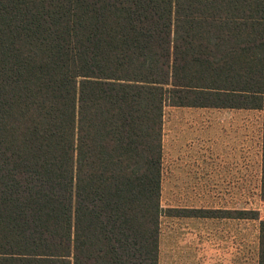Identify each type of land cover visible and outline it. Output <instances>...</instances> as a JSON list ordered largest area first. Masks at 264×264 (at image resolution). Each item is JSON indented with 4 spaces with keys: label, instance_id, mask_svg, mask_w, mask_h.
Here are the masks:
<instances>
[{
    "label": "trees",
    "instance_id": "trees-1",
    "mask_svg": "<svg viewBox=\"0 0 264 264\" xmlns=\"http://www.w3.org/2000/svg\"><path fill=\"white\" fill-rule=\"evenodd\" d=\"M166 104L259 111L264 0H0V264H158Z\"/></svg>",
    "mask_w": 264,
    "mask_h": 264
},
{
    "label": "rangeland",
    "instance_id": "rangeland-1",
    "mask_svg": "<svg viewBox=\"0 0 264 264\" xmlns=\"http://www.w3.org/2000/svg\"><path fill=\"white\" fill-rule=\"evenodd\" d=\"M211 113L204 116L218 118L219 147L217 153L212 151L217 165H212L208 181H203L201 188H163L161 205L257 209L264 219V201L259 197L261 113L241 109ZM177 217L180 216L161 218L158 264H257L258 220L202 217L192 222Z\"/></svg>",
    "mask_w": 264,
    "mask_h": 264
},
{
    "label": "crops",
    "instance_id": "crops-1",
    "mask_svg": "<svg viewBox=\"0 0 264 264\" xmlns=\"http://www.w3.org/2000/svg\"><path fill=\"white\" fill-rule=\"evenodd\" d=\"M223 108L166 104L162 121V177L161 188L197 189L207 180L218 152V118L204 116ZM230 110V109H229ZM218 155V154H217ZM219 157V156H218ZM214 158V159H213ZM213 159V160H212ZM217 161V162H216ZM172 208H197L169 206ZM183 221L202 217H177ZM161 239V236H160Z\"/></svg>",
    "mask_w": 264,
    "mask_h": 264
}]
</instances>
